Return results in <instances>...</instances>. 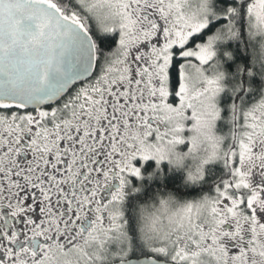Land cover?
Returning <instances> with one entry per match:
<instances>
[{
	"label": "snow or ice",
	"instance_id": "snow-or-ice-1",
	"mask_svg": "<svg viewBox=\"0 0 264 264\" xmlns=\"http://www.w3.org/2000/svg\"><path fill=\"white\" fill-rule=\"evenodd\" d=\"M0 264H264V0H0Z\"/></svg>",
	"mask_w": 264,
	"mask_h": 264
}]
</instances>
